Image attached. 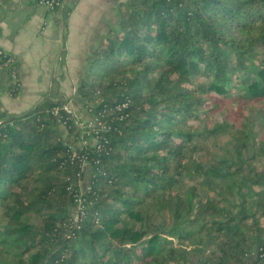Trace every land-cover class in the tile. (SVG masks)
I'll return each instance as SVG.
<instances>
[{
	"label": "trees",
	"instance_id": "1",
	"mask_svg": "<svg viewBox=\"0 0 264 264\" xmlns=\"http://www.w3.org/2000/svg\"><path fill=\"white\" fill-rule=\"evenodd\" d=\"M123 6L78 88L110 127L101 149L72 160L81 130L69 120L64 137L69 115L52 113L64 98L0 123V264H264V137L241 112L264 99V0ZM212 92L238 103L240 126L204 122L223 105ZM83 156L92 204L76 228Z\"/></svg>",
	"mask_w": 264,
	"mask_h": 264
},
{
	"label": "crops",
	"instance_id": "2",
	"mask_svg": "<svg viewBox=\"0 0 264 264\" xmlns=\"http://www.w3.org/2000/svg\"><path fill=\"white\" fill-rule=\"evenodd\" d=\"M127 1L73 0L66 9L49 10L38 0H0V48L16 57L19 71L16 95L13 79L0 73V119L23 115L50 96L76 110V82L84 80L78 67L88 64L91 48L118 20L100 31L98 23L105 13H121Z\"/></svg>",
	"mask_w": 264,
	"mask_h": 264
},
{
	"label": "built area",
	"instance_id": "3",
	"mask_svg": "<svg viewBox=\"0 0 264 264\" xmlns=\"http://www.w3.org/2000/svg\"><path fill=\"white\" fill-rule=\"evenodd\" d=\"M68 0H38V3L44 7H46L49 10H57L60 8H63ZM9 73L11 76V79L16 83L18 82V66H17V59L16 57L0 48V73ZM60 110H64L69 116L66 119H61V125H63L68 134V127L75 128V131H73L74 134H76V126L78 130H81L78 141L81 143V145H76L75 143H69V148L71 150V156L72 160H74L77 156V146L80 147H89V146H96L97 149H101V145L99 144V136L102 130H109L110 127L100 118V116L95 115L94 120L86 123H77L76 120V111L70 106L68 103H65L62 107L55 106L52 109V113L56 116H59ZM73 121V126L68 125V121ZM3 121V119H0V123ZM65 135L64 137H66ZM68 144V143H67ZM82 169L85 171V165L87 162L86 157H82ZM78 182L75 184V186L79 185V188L76 189V192L74 194V208L71 212L72 216V224L76 228H80L82 220L86 217L87 209L92 204V201L88 199L87 192L91 190V185L88 182V189L86 191H82L80 187L81 181L85 178H82L81 171L78 173ZM73 187V184H71L70 188ZM263 257L264 254H261ZM249 264H255L254 262H250Z\"/></svg>",
	"mask_w": 264,
	"mask_h": 264
},
{
	"label": "rangeland",
	"instance_id": "4",
	"mask_svg": "<svg viewBox=\"0 0 264 264\" xmlns=\"http://www.w3.org/2000/svg\"><path fill=\"white\" fill-rule=\"evenodd\" d=\"M72 1L73 0H71V2L68 5H67V2H66L65 7H63V9L64 8L66 9V6L70 7L71 4H72ZM60 9H62V8H60ZM69 15H70V13L67 14V16H69ZM67 16H65V19L67 18ZM119 17H120V13H105V16H104L105 19H104V21H100L98 23L97 29L99 31L101 29H105V27H106L105 24L108 21H110L111 23H117V20H118V23H117V26H118ZM95 40L97 41V39L94 38V41ZM90 53H91V50H90ZM87 65L88 64L78 67V71L80 73V78L81 79H82V77L84 79L86 78ZM76 81H78V80H76ZM82 81L76 82V110L72 107L76 111L77 123H80V122L81 123H86V122L93 121L94 117H95V114H92L90 112V110L88 109V106L92 105L94 102H96V103L99 102V98L96 99V101H93V100L91 101L88 98L83 97L82 95H80L78 93V88H79V85L81 84ZM66 85L68 87V84H66ZM54 89H55V87H54ZM212 94L214 96H216L218 98V100L223 103V105L220 108H218L217 110H215V111L208 110V111L203 112L202 113V118H205L204 122H207L208 125L212 126L215 123H220V122H223L224 119H227V120L233 122L234 125L240 126L242 124V122L244 121V118H238L237 117V113H236V111L234 109V106L233 105H229V104L236 105L238 103H234L232 97H230L228 95L217 94L215 92H212ZM254 104H255V106H254L253 110L241 109V112L243 113V115L246 118H250L256 123L257 130L260 132V135L262 137H264V99H259ZM208 107H210V105H208ZM199 122L198 121H194V120H190L189 121V123H191V124H198ZM62 127L65 128L63 125H60V128H62ZM64 134L67 135V130H66V133H64ZM228 139H229V136H226V135H223V136H220V137L214 139L213 143H212V147H211L212 148L211 149L212 153L215 152V150H217L218 147L223 145L224 142L227 141ZM76 145H81V143L79 141H77ZM208 154H209L208 152H201L200 154L197 155V157L199 159L205 160V159H207ZM85 171H86L85 178L80 183V187H81L82 191H86L88 189V182H89L88 180H89V173H90V165H89V163H86Z\"/></svg>",
	"mask_w": 264,
	"mask_h": 264
}]
</instances>
